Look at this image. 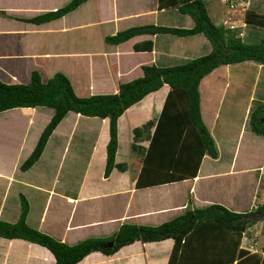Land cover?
Segmentation results:
<instances>
[{
  "label": "crops",
  "instance_id": "crops-1",
  "mask_svg": "<svg viewBox=\"0 0 264 264\" xmlns=\"http://www.w3.org/2000/svg\"><path fill=\"white\" fill-rule=\"evenodd\" d=\"M68 1L0 0L1 80L26 83L32 69H37L46 81L59 70L69 77L79 95L115 92L120 82L142 74V64L182 63L211 49L202 32H143L119 43L104 40L105 35L132 25H193L189 14L176 7H158V0H84L50 20L26 19ZM249 7L264 13L259 7ZM208 12L216 24H221L226 9L216 0ZM240 16L237 13L233 18L240 21ZM243 31L248 35L251 29L246 26ZM168 89L164 83L119 115L115 161L106 177L108 117L68 110L52 130L39 158L22 170L21 162L55 109L35 105L1 110L0 218H18L22 193L29 202V225L74 244L88 236L110 235L124 222L159 224L189 207L217 202L230 210L246 211L263 202L264 134L251 129L249 117L256 105L264 103V63L247 59L220 64L200 79L201 117L212 135L216 156L205 151L192 177L137 186ZM122 120L128 124L124 135ZM76 136L81 137L80 144L89 136V148L84 154L75 149L67 155ZM122 136L128 137L129 150L121 147ZM231 236L235 238V234ZM172 244L171 237L135 240L112 254L92 251L75 264H167ZM241 248L240 238L233 254L226 257L227 253H221L205 264H237L236 253ZM248 251L263 255L264 240L259 237L256 251ZM53 260L43 245L0 236V264H44Z\"/></svg>",
  "mask_w": 264,
  "mask_h": 264
},
{
  "label": "trees",
  "instance_id": "trees-1",
  "mask_svg": "<svg viewBox=\"0 0 264 264\" xmlns=\"http://www.w3.org/2000/svg\"><path fill=\"white\" fill-rule=\"evenodd\" d=\"M83 1L69 0L56 9L26 19L34 22L50 20L73 10ZM158 7H176L181 13L192 17L193 25H132L105 35L104 40L119 43L143 32H168L177 35L202 32L210 41L211 49L182 63L142 64V74L120 82L115 92L79 95L69 77L59 70L46 81L41 79L37 69H32L30 80L26 83H8L0 79V111L15 106L35 105H48L55 109L42 128L33 149L21 162L20 169H27L39 158L52 130L68 110H73L88 116L108 117L109 137L103 172L105 177L108 176L113 168L117 149V118L131 104L164 83L168 84L169 89L143 157L136 185L192 177L196 175L205 151L216 156L212 135L201 117L200 79L220 64L247 59L264 63V13L248 7L243 19L251 32L240 35L238 27L216 24L209 15L205 0H158ZM249 124L254 132L264 134V103H259L251 110ZM20 202V213L15 221L0 218V236L20 237L45 246L54 260L44 264H75L95 250L112 254L135 240L151 241L168 237L173 239V244L167 264H205L208 258L215 259L221 253H227L226 257L229 253L233 254V248L239 243L245 228L264 215V201L246 211L230 210L215 202L202 207H189L159 224L124 222L110 235L88 236L69 244L29 225L26 221L29 202L22 193ZM232 234H235V238ZM248 250L242 247L236 253L237 264H264V254L260 256Z\"/></svg>",
  "mask_w": 264,
  "mask_h": 264
},
{
  "label": "rangeland",
  "instance_id": "rangeland-1",
  "mask_svg": "<svg viewBox=\"0 0 264 264\" xmlns=\"http://www.w3.org/2000/svg\"><path fill=\"white\" fill-rule=\"evenodd\" d=\"M208 4V7L210 8L211 5L213 3L216 2V0H205ZM249 6H255L256 8H260L261 11H264V0H252V2H250V5ZM241 24V23H240ZM240 28H242L243 30H245L246 26H241ZM248 39V38H246ZM244 71H249V69H244ZM263 77V76H262ZM128 124L126 122H124V120H122V123H121V134H126V131H127V127ZM78 130H80V128H78ZM78 137V138H77ZM85 140L80 144L78 143L79 141H81V137L80 136H76L73 138V144H71L70 146V150H69V153L67 155H70L75 149H76V153H78V150L79 152H81L82 154L86 153V149L89 148V141H90V138L89 136H85ZM127 141H128V137H124L122 136L121 138V147L124 148L125 147V150H129V144H127ZM80 144V146H79ZM85 148L84 150L82 148ZM138 152V151H136ZM120 155V153H119ZM67 157V156H66ZM119 158L123 159L124 160V155H120ZM68 161V160H67ZM263 187L262 186V190H263ZM245 206H248V205H244L243 207ZM264 216V215H263ZM261 217V218H258V220H256L255 222H253V224H250L247 228H246V231H245V236L246 238L242 237L241 236V243H242V247H245V246H248V237L250 236V232L252 233V237H256L257 238V242H258V239L259 237L262 239V242L264 240V217ZM243 235V234H242ZM256 235V236H255ZM248 236V237H247ZM246 248V247H245Z\"/></svg>",
  "mask_w": 264,
  "mask_h": 264
},
{
  "label": "built area",
  "instance_id": "built-area-1",
  "mask_svg": "<svg viewBox=\"0 0 264 264\" xmlns=\"http://www.w3.org/2000/svg\"><path fill=\"white\" fill-rule=\"evenodd\" d=\"M221 2L224 4L226 12L223 14L222 17V23L225 26L228 27H236L237 21L234 20L233 15H236L237 13L241 14L240 18L238 20L242 21V16L245 12V10L249 7V0H221ZM242 30L239 31V34L242 35ZM252 234V233H251ZM248 237V246H245L251 251H256L257 249V238L252 237V235ZM245 231L243 232L242 237L246 238ZM256 236V235H255Z\"/></svg>",
  "mask_w": 264,
  "mask_h": 264
},
{
  "label": "clouds",
  "instance_id": "clouds-1",
  "mask_svg": "<svg viewBox=\"0 0 264 264\" xmlns=\"http://www.w3.org/2000/svg\"><path fill=\"white\" fill-rule=\"evenodd\" d=\"M220 1H221V0H220ZM222 4H223V3H222ZM223 5H224V4H223ZM222 17H223V16H222ZM221 23H222V22H221ZM240 23H241V24H240ZM241 26H245V22H244V21H243V22H242V21H237V26H236V27H238V28L240 29V31L242 30V32H243L242 35H244V31H243V29L240 28ZM238 34H239V33H238ZM252 224H253V223H252ZM249 225H250V224H249ZM249 225H248V226H249ZM248 226H247V227H248ZM247 227H246V228H247Z\"/></svg>",
  "mask_w": 264,
  "mask_h": 264
}]
</instances>
